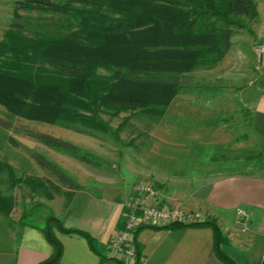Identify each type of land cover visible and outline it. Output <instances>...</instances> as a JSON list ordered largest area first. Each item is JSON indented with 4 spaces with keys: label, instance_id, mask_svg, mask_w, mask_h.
Listing matches in <instances>:
<instances>
[{
    "label": "trees",
    "instance_id": "obj_1",
    "mask_svg": "<svg viewBox=\"0 0 264 264\" xmlns=\"http://www.w3.org/2000/svg\"><path fill=\"white\" fill-rule=\"evenodd\" d=\"M43 13L60 19H44ZM258 15L255 0H16L0 41V105L27 120L119 140L129 116L163 117L181 90L183 76L219 64L235 30L252 32L250 23ZM122 112L131 113L113 129L104 115L115 118ZM33 136L80 161L97 163L72 141L49 133ZM34 157L73 187L65 192L68 206L78 185L45 155ZM5 171L12 186L26 184L53 197L42 178L17 177L10 164L0 161L1 214L9 216L15 205L14 197L1 191ZM23 216L21 225L30 224ZM33 225L54 246L53 254L39 264H60L63 244L56 230L85 236L97 251L88 232L66 228L54 214L44 226ZM200 226L213 227L216 254L236 264L222 249L228 241L217 221L210 218Z\"/></svg>",
    "mask_w": 264,
    "mask_h": 264
},
{
    "label": "rangeland",
    "instance_id": "obj_2",
    "mask_svg": "<svg viewBox=\"0 0 264 264\" xmlns=\"http://www.w3.org/2000/svg\"><path fill=\"white\" fill-rule=\"evenodd\" d=\"M15 1L0 0V41L12 21ZM40 15L47 20L60 19V15ZM250 26L252 32L236 29L233 36L239 42L252 40L256 61L261 63L264 56L259 61L255 49L264 42L254 36L258 30L254 22ZM237 65L235 55L230 53L223 64L213 67L214 71L198 67L187 72L180 92L161 118L145 114L129 116L131 112H122L115 118L104 115L113 129L129 116L119 140L110 135L96 137L56 124L27 120L10 114L0 105V161L10 164L17 177L42 178L50 194L54 197L61 194L65 199V192L73 187L61 183L41 167L35 153L45 155L62 168L79 188L88 183H127L125 189L131 193L137 181L148 180L160 193H171L178 187H187L188 183H207L210 174H223L220 165L223 160H233L243 151L248 152L253 142L250 115L238 107L233 93L235 83L230 74L238 72ZM221 68L225 70L222 72ZM33 133H49L72 141L87 150L97 163L83 162L49 147ZM212 158L220 161L214 171H210ZM1 191L13 196L15 205L9 216L0 213V228L9 232L11 226L14 235L22 215H25L24 222L44 226L47 215L54 214L50 208L53 197L40 189L33 191L26 184L12 186L7 171L2 174Z\"/></svg>",
    "mask_w": 264,
    "mask_h": 264
},
{
    "label": "crops",
    "instance_id": "obj_3",
    "mask_svg": "<svg viewBox=\"0 0 264 264\" xmlns=\"http://www.w3.org/2000/svg\"><path fill=\"white\" fill-rule=\"evenodd\" d=\"M255 1L259 15L254 21L258 29L254 36L264 42V0ZM236 38L232 37V46L219 64L230 53L235 55L238 72L230 74L235 83L233 93L238 107L250 115L253 142L248 152L243 151L233 160L225 159L222 164L214 158L210 160V171L220 163L223 174H210L207 183H188L174 192H161V197L181 207L203 210L209 219H215L228 241L222 249L236 264H264V61L257 63L252 40L239 42ZM127 185L83 184L74 190L68 206L63 195L53 196L50 208L54 215L66 228L88 232L98 251L85 236L56 230L63 244L60 264H120L108 254L107 247L123 226L125 205L131 194L125 189ZM240 210L250 215L246 230L238 222L242 221ZM33 224H20L15 228L16 235L11 226L9 232L0 228V264H39L53 254V244ZM163 226L144 225L137 230L138 264H228L216 254L212 226Z\"/></svg>",
    "mask_w": 264,
    "mask_h": 264
},
{
    "label": "built area",
    "instance_id": "obj_4",
    "mask_svg": "<svg viewBox=\"0 0 264 264\" xmlns=\"http://www.w3.org/2000/svg\"><path fill=\"white\" fill-rule=\"evenodd\" d=\"M260 61L264 56V44L256 47ZM123 226L110 239L108 254L123 262L134 264L138 257L137 230L144 225H201L209 220V215L200 209H187L163 201L158 187L148 181H137L126 201ZM240 222L244 230L248 228V211L240 210Z\"/></svg>",
    "mask_w": 264,
    "mask_h": 264
}]
</instances>
